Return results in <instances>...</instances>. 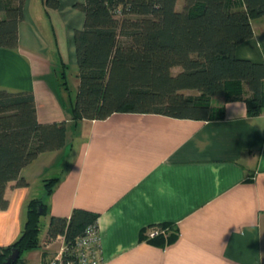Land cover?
<instances>
[{
  "label": "crops",
  "instance_id": "1",
  "mask_svg": "<svg viewBox=\"0 0 264 264\" xmlns=\"http://www.w3.org/2000/svg\"><path fill=\"white\" fill-rule=\"evenodd\" d=\"M82 1L59 0L47 15L43 0H25L18 45L0 47V89L31 91L38 121H64L66 130L62 147L21 169L26 184L5 186L0 249L18 237L28 200L39 197L48 205L43 251L22 252L27 264H46L60 250L62 236L45 241L48 215L69 216L74 207L98 214L99 264H264V110L248 115L243 100L213 95L211 119L115 112L74 121L55 67L76 69L73 32L84 16L73 4ZM51 15L61 25L58 38L43 29ZM252 27L235 55L264 64V15ZM46 178H57L50 194ZM160 222L177 228L163 246L142 238Z\"/></svg>",
  "mask_w": 264,
  "mask_h": 264
},
{
  "label": "trees",
  "instance_id": "2",
  "mask_svg": "<svg viewBox=\"0 0 264 264\" xmlns=\"http://www.w3.org/2000/svg\"><path fill=\"white\" fill-rule=\"evenodd\" d=\"M25 0H0V47L18 45ZM59 0H43L45 12ZM73 6L83 25L73 32L78 84L70 99L71 118L103 119L115 112L159 113L176 118L211 119V96L224 102L241 99L248 115L264 110V64L238 58L236 45L253 34L252 19L264 15V0H83ZM64 64L61 77H65ZM175 68H179L175 70ZM244 82L248 95H245ZM61 83V81H60ZM62 85H66L62 81ZM66 87V86H65ZM185 89L197 93H185ZM64 121L39 122L31 91L0 89V205L9 181L26 184L21 169L40 152L65 144ZM57 178L44 179L50 194ZM47 203L27 202L18 237L0 249V263L12 248L20 255L39 246ZM98 214L74 207L69 216L48 215L45 241L63 237L66 255L77 237L97 227ZM151 227L166 230L142 238L163 246L177 236L170 222Z\"/></svg>",
  "mask_w": 264,
  "mask_h": 264
},
{
  "label": "built area",
  "instance_id": "3",
  "mask_svg": "<svg viewBox=\"0 0 264 264\" xmlns=\"http://www.w3.org/2000/svg\"><path fill=\"white\" fill-rule=\"evenodd\" d=\"M158 232L166 233L164 229L151 227L146 231L147 236H154ZM64 244L60 250L46 264H99L101 261V244L96 226L86 228V232L77 237L73 251L65 253Z\"/></svg>",
  "mask_w": 264,
  "mask_h": 264
},
{
  "label": "rangeland",
  "instance_id": "4",
  "mask_svg": "<svg viewBox=\"0 0 264 264\" xmlns=\"http://www.w3.org/2000/svg\"><path fill=\"white\" fill-rule=\"evenodd\" d=\"M37 1V0H36ZM40 0H38V2H39ZM34 6V3L32 4V6H31V10L33 11V7ZM46 21H45V24H44V26H43V29H45V26H48V30H47V32L50 34H52V30H53V32L55 33V37H57L58 38V36H60V33H59V31H60V27H61V25H60V23L57 21V19H56V17L55 16H53V15H51L50 17H48L47 16V18L45 19ZM39 27H41V29H42V26H41V23H39ZM42 29V30H43ZM44 31V33L46 32L45 30H43ZM56 71H58V79H59V81H61V83H62V81H65V83H66V87L64 86V85H62L61 84V89H62V91L64 92V99L66 100V102L67 103H69L70 102V99L71 98H74V96H75V92H76V88H77V84H78V77L76 76V71H77V69H75L74 67H72L71 65H67V67L64 69L65 71V77H64V79L61 77V74H60V68L58 67V63H57V65H56ZM44 222V221H43ZM43 234H44V230L42 229L41 230V233H40V239L42 238V236H43ZM42 241V240H41ZM43 244V243H42ZM42 246V245H41ZM43 246H44V244H43ZM43 249V247H41V248H37V250L36 251H38V252H40V251H43L42 250ZM27 250H24L23 251V256H24V254H25V252H26ZM17 264H27V261L26 260H24V261H22V262H19V263H17Z\"/></svg>",
  "mask_w": 264,
  "mask_h": 264
},
{
  "label": "water",
  "instance_id": "5",
  "mask_svg": "<svg viewBox=\"0 0 264 264\" xmlns=\"http://www.w3.org/2000/svg\"><path fill=\"white\" fill-rule=\"evenodd\" d=\"M19 255H20L19 249L14 247L11 249L10 253L0 264H15Z\"/></svg>",
  "mask_w": 264,
  "mask_h": 264
}]
</instances>
